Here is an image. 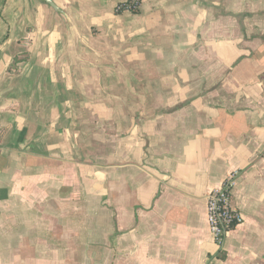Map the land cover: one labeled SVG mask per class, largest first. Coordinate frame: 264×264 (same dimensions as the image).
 <instances>
[{
  "label": "crops",
  "instance_id": "0c3cea01",
  "mask_svg": "<svg viewBox=\"0 0 264 264\" xmlns=\"http://www.w3.org/2000/svg\"><path fill=\"white\" fill-rule=\"evenodd\" d=\"M50 1L0 0V264H264V0Z\"/></svg>",
  "mask_w": 264,
  "mask_h": 264
},
{
  "label": "built area",
  "instance_id": "2783aa9c",
  "mask_svg": "<svg viewBox=\"0 0 264 264\" xmlns=\"http://www.w3.org/2000/svg\"><path fill=\"white\" fill-rule=\"evenodd\" d=\"M141 1L129 0L134 8ZM237 178V171L229 173L220 186L212 189L207 195V224L212 240L219 248H222L227 234L243 223V216L233 206L232 201V191Z\"/></svg>",
  "mask_w": 264,
  "mask_h": 264
},
{
  "label": "trees",
  "instance_id": "16d2710c",
  "mask_svg": "<svg viewBox=\"0 0 264 264\" xmlns=\"http://www.w3.org/2000/svg\"><path fill=\"white\" fill-rule=\"evenodd\" d=\"M140 5H141V3H139V4L137 5V7L134 8V7L130 4V2H129V0H128V1H126L123 5H121V6L119 7V10H120V9H121V10H128V11H130V12L136 13V12L139 11V9H140Z\"/></svg>",
  "mask_w": 264,
  "mask_h": 264
},
{
  "label": "water",
  "instance_id": "95a60500",
  "mask_svg": "<svg viewBox=\"0 0 264 264\" xmlns=\"http://www.w3.org/2000/svg\"><path fill=\"white\" fill-rule=\"evenodd\" d=\"M44 1L45 3H47L49 6H51L54 11H57V8L55 7V5L50 1V0H42ZM207 207V206H206ZM207 212V211H206ZM206 221H207V216H206ZM208 225V224H207ZM209 229V228H208ZM210 233V232H209Z\"/></svg>",
  "mask_w": 264,
  "mask_h": 264
}]
</instances>
